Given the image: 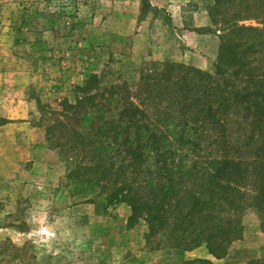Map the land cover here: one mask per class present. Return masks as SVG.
Listing matches in <instances>:
<instances>
[{
    "label": "rangeland",
    "instance_id": "rangeland-1",
    "mask_svg": "<svg viewBox=\"0 0 264 264\" xmlns=\"http://www.w3.org/2000/svg\"><path fill=\"white\" fill-rule=\"evenodd\" d=\"M213 3L0 0V264L183 262L181 251L148 249L147 224L130 225L127 204L108 199L93 182H69V165L36 124L38 107L72 103L90 74H102L105 83L129 81L150 62L210 72L220 23L229 19L212 17ZM252 18L239 24L261 28L264 16ZM229 252L227 259L244 264L264 258V232L252 208L242 212L241 236Z\"/></svg>",
    "mask_w": 264,
    "mask_h": 264
},
{
    "label": "trees",
    "instance_id": "trees-1",
    "mask_svg": "<svg viewBox=\"0 0 264 264\" xmlns=\"http://www.w3.org/2000/svg\"><path fill=\"white\" fill-rule=\"evenodd\" d=\"M239 2L210 8L229 18L210 72L150 62L129 81L90 74L72 103L38 107L36 126L69 165V182L127 204L128 223L147 224L149 250L203 245L213 258L181 264H230L247 208L264 232V21L239 24L264 16V3Z\"/></svg>",
    "mask_w": 264,
    "mask_h": 264
},
{
    "label": "crops",
    "instance_id": "crops-1",
    "mask_svg": "<svg viewBox=\"0 0 264 264\" xmlns=\"http://www.w3.org/2000/svg\"><path fill=\"white\" fill-rule=\"evenodd\" d=\"M199 249V248H197ZM197 249H194L192 251H188V252H183V254H186V255H183L184 259L182 261H186V260H191V259H196V258H203V259H209V260H212L213 258L208 254L207 251H205V253H202L200 255H195L196 253L194 252H197L196 250ZM233 252V251H232ZM232 252H228V254L226 255V257L224 258V262H227V263H230V264H234L235 262H238V264H244V261H241V260H238V259H227L229 257V255L232 254ZM194 253V254H193ZM190 254V255H189ZM192 254V255H191ZM235 254V252H233V255ZM236 260V261H234ZM234 261V262H233Z\"/></svg>",
    "mask_w": 264,
    "mask_h": 264
}]
</instances>
